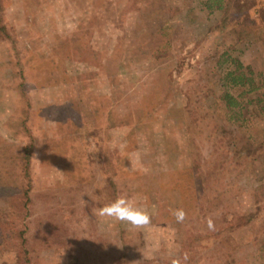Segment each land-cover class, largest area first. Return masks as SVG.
Listing matches in <instances>:
<instances>
[{
	"label": "rangeland",
	"instance_id": "obj_1",
	"mask_svg": "<svg viewBox=\"0 0 264 264\" xmlns=\"http://www.w3.org/2000/svg\"><path fill=\"white\" fill-rule=\"evenodd\" d=\"M238 1L0 0V264L18 239L29 264H264V120L188 112L223 51L264 75V7ZM121 193L149 225L101 222Z\"/></svg>",
	"mask_w": 264,
	"mask_h": 264
},
{
	"label": "trees",
	"instance_id": "obj_2",
	"mask_svg": "<svg viewBox=\"0 0 264 264\" xmlns=\"http://www.w3.org/2000/svg\"><path fill=\"white\" fill-rule=\"evenodd\" d=\"M200 3L202 7L209 10L219 9L223 12H229V7H232L237 12L242 11L249 5V2L247 1L239 2L238 0H200ZM245 23L248 25L247 37L249 38V41L264 46V21L257 27H254L251 21H246ZM221 55H224V58L221 60L222 63L220 62L222 69L217 73L215 71L217 75H219V73L222 74L221 77L219 76L217 78L221 81L220 85L223 86L220 93H213L214 98L208 102L205 101L204 108H200L194 104V106H191V109L190 107L188 108V112L191 111L193 115L196 111L200 110L203 115H211L210 120L214 121L216 124L215 127L218 128L222 127L223 122L226 121L225 115L229 119H240L241 121L244 120V117L247 119H253L256 115L258 120L263 121L264 118L261 117V113L264 112V103H262L264 100V75H262L261 72H257L258 78H256V73L249 66L244 65L238 56H234V54L229 51H223L221 52ZM260 76H262V78H260ZM176 98L178 99V103H180L178 94ZM250 102H255L258 105L256 106V104H253L250 106L251 110H249L247 105L252 104ZM243 108H245V110L242 111L241 109ZM129 115L132 117L134 115L133 111H131V114ZM208 132L209 129L207 133L202 129L199 131L198 137H200V139L208 137ZM257 144L264 146V136L261 140L257 141ZM179 146L181 147L180 150H182L184 139ZM155 206L156 204L154 202H148L145 207L142 208L146 209L151 214V212L154 211ZM18 237L19 235L16 236L17 239ZM7 239L11 241V238H6V240ZM180 250L181 249H179V252ZM13 252V259H8L7 256H4L7 258L8 262H12L13 264L30 263V260L28 259L30 257L29 249L23 245V242L20 239H18V246L13 248Z\"/></svg>",
	"mask_w": 264,
	"mask_h": 264
},
{
	"label": "clouds",
	"instance_id": "obj_3",
	"mask_svg": "<svg viewBox=\"0 0 264 264\" xmlns=\"http://www.w3.org/2000/svg\"><path fill=\"white\" fill-rule=\"evenodd\" d=\"M177 223H183L187 218V213L182 209H170ZM95 215L101 218L103 223L105 220H113L117 222H126L134 228H143L151 223V214L144 208L134 205L130 202L126 193H121L114 200L95 209ZM207 226L210 231L215 230L213 220L207 218ZM184 262L189 260V253H183ZM172 264H181L180 260H173Z\"/></svg>",
	"mask_w": 264,
	"mask_h": 264
},
{
	"label": "built area",
	"instance_id": "obj_4",
	"mask_svg": "<svg viewBox=\"0 0 264 264\" xmlns=\"http://www.w3.org/2000/svg\"><path fill=\"white\" fill-rule=\"evenodd\" d=\"M254 1V5H253V9L259 8V7H264V0H253Z\"/></svg>",
	"mask_w": 264,
	"mask_h": 264
}]
</instances>
